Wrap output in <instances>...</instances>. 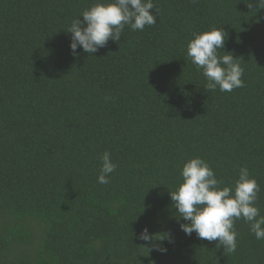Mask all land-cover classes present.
<instances>
[{
    "label": "trees",
    "instance_id": "16d2710c",
    "mask_svg": "<svg viewBox=\"0 0 264 264\" xmlns=\"http://www.w3.org/2000/svg\"><path fill=\"white\" fill-rule=\"evenodd\" d=\"M93 3L0 0V264H264L243 218L227 252L186 235L169 195L190 158L221 187L247 166L264 215V9L153 0L154 26L74 56L67 27ZM220 27L219 54L244 69L231 92L187 58L194 34ZM105 151L117 168L100 184ZM145 226L164 239H138Z\"/></svg>",
    "mask_w": 264,
    "mask_h": 264
},
{
    "label": "clouds",
    "instance_id": "9594fccd",
    "mask_svg": "<svg viewBox=\"0 0 264 264\" xmlns=\"http://www.w3.org/2000/svg\"><path fill=\"white\" fill-rule=\"evenodd\" d=\"M257 8L264 9V0H255ZM251 9L253 3L249 2ZM155 9V14L150 11ZM159 9L153 0H95L88 9L72 19L66 32L71 34L70 49L77 55V49L89 55L107 46L109 40L118 43L126 25L133 31H143L146 26L157 23ZM81 17L83 19L81 20ZM226 32L222 27L194 34L187 44V58L206 78L205 87L209 91L217 88L221 92H231L244 86L241 79L244 69L230 52L220 55L224 48ZM101 167L98 183H110V176L117 164L111 153L105 151L100 157ZM182 182L174 191H169L171 207L176 210L181 230L188 236L195 232L198 239L225 247L227 252L237 249L235 221L241 218L250 226L257 240H264V215L256 206L260 187L250 175L247 166L238 170V178L233 186L221 187L222 181L212 167L201 157L188 159L180 170ZM138 239L154 243L161 241L156 233H150L147 226L140 232ZM149 251V247L144 246ZM156 250L166 252V248L156 246Z\"/></svg>",
    "mask_w": 264,
    "mask_h": 264
}]
</instances>
